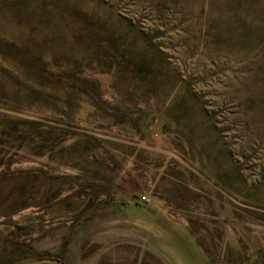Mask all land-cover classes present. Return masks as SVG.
Masks as SVG:
<instances>
[{
    "label": "rangeland",
    "instance_id": "1",
    "mask_svg": "<svg viewBox=\"0 0 264 264\" xmlns=\"http://www.w3.org/2000/svg\"><path fill=\"white\" fill-rule=\"evenodd\" d=\"M3 129L0 264H264V0H0Z\"/></svg>",
    "mask_w": 264,
    "mask_h": 264
},
{
    "label": "trees",
    "instance_id": "2",
    "mask_svg": "<svg viewBox=\"0 0 264 264\" xmlns=\"http://www.w3.org/2000/svg\"><path fill=\"white\" fill-rule=\"evenodd\" d=\"M10 125L13 126V130L16 129L18 125H26L30 131L33 133V137H35L37 144L33 148L32 154L36 156H44L46 155L47 158H51L52 154L56 152V154L61 155L58 158V162L78 168L77 162L81 160V158L92 151L93 144H96L97 140L89 135V134H82L79 135L75 133L73 130L75 127L70 126L68 123L64 124H56L55 127L47 128V120L45 119H37L31 121H12ZM62 126L67 128L63 130H59L58 126ZM45 129L58 131V133L51 134L52 138L47 137V132L44 131ZM3 136H6V130L3 129L0 132ZM21 140V137L19 138ZM71 142L68 149L73 156H71V161L68 162L65 158L64 153L66 149L61 148V146L66 142ZM69 158V157H68ZM85 168H83L84 170Z\"/></svg>",
    "mask_w": 264,
    "mask_h": 264
},
{
    "label": "built area",
    "instance_id": "3",
    "mask_svg": "<svg viewBox=\"0 0 264 264\" xmlns=\"http://www.w3.org/2000/svg\"><path fill=\"white\" fill-rule=\"evenodd\" d=\"M140 199H141V201H143V202H146V201H147V198H146L145 196H141Z\"/></svg>",
    "mask_w": 264,
    "mask_h": 264
}]
</instances>
